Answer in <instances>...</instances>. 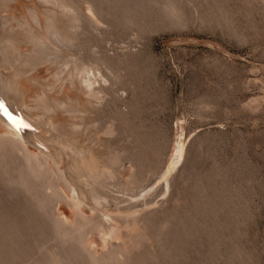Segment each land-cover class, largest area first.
<instances>
[{
    "label": "rangeland",
    "instance_id": "rangeland-1",
    "mask_svg": "<svg viewBox=\"0 0 264 264\" xmlns=\"http://www.w3.org/2000/svg\"><path fill=\"white\" fill-rule=\"evenodd\" d=\"M64 1L3 0L0 20L64 27ZM74 2L75 38L24 78L63 96L40 133L92 144L102 204L75 208L65 161L0 136V264H264V0Z\"/></svg>",
    "mask_w": 264,
    "mask_h": 264
},
{
    "label": "bare ground",
    "instance_id": "bare-ground-1",
    "mask_svg": "<svg viewBox=\"0 0 264 264\" xmlns=\"http://www.w3.org/2000/svg\"><path fill=\"white\" fill-rule=\"evenodd\" d=\"M2 1L3 0H0V4L2 3L1 5L4 7ZM42 1H46L47 3V1L50 0ZM73 2L74 0L64 1L60 8L61 10H59L62 11V13L68 15V23L66 24L67 26L64 24V27L57 25L51 19L46 20V23L43 24L41 22V18L40 23L43 25H39L38 23L39 27L37 28H35V25V27H25L23 25L24 23L21 20H18L17 24H14L18 25V29L15 28V30L13 26L9 25V18L8 20L6 18L2 21L0 20V69H2L0 70V103H3L13 116V119L9 120L3 115L2 111H0V136L11 135V137L16 139L20 144L27 146L29 149L32 147L33 149H31L33 152L43 153L46 155L48 160H50L49 162H55L59 169L62 168L60 167V164L62 162L64 163L65 161L64 164H66V177L70 185V196L75 203V208L77 206L83 209L85 206H89L91 209H93L95 208L94 206L102 204V198L92 193L90 189L91 186H88V183H92L94 180L91 181L88 177L91 175V173H93L95 170L97 171V169L103 167L104 165L101 163L96 152H94L92 149V144L77 145L73 141L68 140V137H64L63 135L62 137L61 135L57 134L61 129V124L56 123L58 121L57 115L59 112L57 109L63 104V96H60V94L57 96L55 92H46L44 87L45 85L50 86L51 82H43L41 79L38 80L39 77L37 78V75H31L28 78H24L29 69L33 70L39 68L40 66L38 67V65L42 62H57L60 55V52L58 51L60 46H58V43L60 44L65 40L70 41L75 38V36L74 38L71 36L70 31V27L75 23L77 16L75 13V11H77V8L75 10L76 4ZM55 14H57V12ZM55 14L54 16H57ZM41 15L44 16V14ZM33 18V22H37V16L34 15ZM59 37H61V39ZM26 44H30L31 48L29 50H26L27 46L29 47V45ZM24 45H26V48L23 47ZM52 72V76H59V72L56 70V68H54ZM41 73L42 72H40V74ZM61 73L62 72H60V74ZM69 79H71V83L80 85V88L83 92L82 94L85 96L84 98L83 95L80 97L83 99L84 103H87L89 94L94 89L96 79L91 76H85L84 78H81L78 76L77 71L76 73H73L72 77ZM32 86H34L35 89L32 90ZM30 92L34 105L29 104V98H31L29 97ZM69 101L71 102V100ZM65 105L68 106V104ZM69 110L73 111V108H69ZM41 111L44 112L46 116L41 115ZM66 112L68 113V111ZM74 115L76 114L74 113ZM63 116L66 117L65 115ZM21 118L23 119L24 123L29 125V127H19L17 123H14V121H18ZM38 124L39 126L50 125L54 130H56V132L58 131L56 136L53 139H49L51 138H48L47 136L49 135V132L45 131L44 133H40ZM32 127H34V130L31 129ZM63 138H67V140H63ZM57 146H61V150L58 149ZM49 147H52V150L48 149ZM180 149L177 152H179ZM181 154L178 155L177 153V159L178 157L180 158L182 156ZM173 164L175 166L176 162H173ZM103 168L106 167L104 166ZM134 226L138 230L139 225L136 224ZM134 226H132V228L135 229ZM113 230H111V233Z\"/></svg>",
    "mask_w": 264,
    "mask_h": 264
},
{
    "label": "snow or ice",
    "instance_id": "snow-or-ice-1",
    "mask_svg": "<svg viewBox=\"0 0 264 264\" xmlns=\"http://www.w3.org/2000/svg\"><path fill=\"white\" fill-rule=\"evenodd\" d=\"M0 111H2L3 115L7 117L9 120L13 119L12 114L8 111L7 107L3 103H0ZM14 123H17L19 127L27 128L29 127L28 124L24 123L23 119H19L18 121H14Z\"/></svg>",
    "mask_w": 264,
    "mask_h": 264
}]
</instances>
